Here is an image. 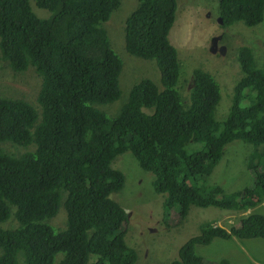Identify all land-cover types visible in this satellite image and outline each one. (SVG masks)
<instances>
[{
  "label": "trees",
  "instance_id": "1",
  "mask_svg": "<svg viewBox=\"0 0 264 264\" xmlns=\"http://www.w3.org/2000/svg\"><path fill=\"white\" fill-rule=\"evenodd\" d=\"M179 1L137 0L125 18L127 53L157 66L162 89L140 79L110 116L102 107L121 98L124 64L106 26L121 0H0L1 59L19 76L32 71L41 79L36 107L25 98L0 97V143L36 147L20 157L0 148V223L12 219L9 229L0 227V264H136L138 253L125 240L128 216L111 198L125 187L124 161L117 158L127 152L155 176L165 216L175 207L182 221L192 205L245 211L261 203L264 51L257 56L251 47L239 48L241 77L230 112L219 121L223 95L214 75L195 69L184 94L182 62L169 38ZM218 3L223 28L264 23V0ZM41 10L49 16L40 17ZM235 141L254 148L248 169L255 187L227 194L199 183ZM192 144L203 149L189 153ZM60 211L63 223L55 224ZM233 237L264 239V215L242 217L231 232L206 222L171 264H213L197 246Z\"/></svg>",
  "mask_w": 264,
  "mask_h": 264
},
{
  "label": "rangeland",
  "instance_id": "2",
  "mask_svg": "<svg viewBox=\"0 0 264 264\" xmlns=\"http://www.w3.org/2000/svg\"><path fill=\"white\" fill-rule=\"evenodd\" d=\"M121 2L122 8L106 26L112 46L124 64L120 76L122 96L118 101L103 106L110 115H115L125 104L131 88L140 82V79L150 78L162 89L161 75L157 66L152 61L133 57L126 51L124 20L137 6V0H121ZM39 12L42 15H39L40 17L49 16L47 11ZM220 19L218 0H180L176 22L169 38L178 50L182 62L181 82L184 83L185 95L188 93V82L195 69H203L216 77L223 95L216 117L222 121L230 112L235 81L237 77H241V67L237 58L238 50L240 47L248 46L253 48L255 55H262L264 23L254 27H246L243 23H237L223 28L220 25ZM219 36L221 38L217 42V47H213V39ZM15 88H19L20 92ZM40 89L41 79L39 77L32 71H27L23 76L16 75L1 60L0 53V97L16 99L14 97L19 96V98L27 99L36 107ZM5 144L14 143L1 142V150H3L1 146ZM202 149L201 144H192L187 151L193 153ZM252 149H254L253 146L248 143L232 142L226 146L224 157L212 174L199 183L208 188L220 186L227 194L244 188H254L255 174L248 169V158ZM10 150L14 151V149ZM117 159L124 161L125 166L122 172L126 176V184L121 192L112 195L111 198L118 202L129 215L126 242L138 253L136 264H171L178 259L180 248L190 238L200 233L201 225L205 222H221L223 228L230 229L232 226H238L241 218L248 214L264 215V197L256 208L247 212H238L228 208L221 210L214 207L192 206L184 223L178 226L175 223L172 227L166 228L163 222L168 216H165L163 205H159V198L164 201L165 195L154 191L152 182L155 176L140 168L131 152ZM63 212H59V217L55 218L53 223H63L65 217V212ZM11 220L0 223V227L9 229L6 225ZM227 220H232L233 223L228 225ZM152 222L161 226L152 230L153 228L149 226ZM197 252L213 264H218L223 259H228L232 264H264V239L215 238L209 245H198ZM61 256L60 254L59 259ZM92 258L93 261L96 259L95 256Z\"/></svg>",
  "mask_w": 264,
  "mask_h": 264
},
{
  "label": "clouds",
  "instance_id": "3",
  "mask_svg": "<svg viewBox=\"0 0 264 264\" xmlns=\"http://www.w3.org/2000/svg\"><path fill=\"white\" fill-rule=\"evenodd\" d=\"M222 19V18H221ZM220 22V21H219ZM222 23H223V20H222ZM222 23H220V25L221 26H223V24ZM125 31V30H124ZM220 36L219 37H215L214 39H213V41H212V43L214 44V46L213 47H217V42H218V40H220ZM214 40H216V42H214ZM213 51H214V49H213ZM2 60V59H1ZM4 62V61H3ZM7 65V64H6ZM7 67H9L8 65H7ZM9 69H11L10 67H9ZM12 70V69H11ZM13 71V70H12ZM14 72V71H13ZM15 73V72H14ZM16 75H19L18 73H15ZM11 88V87H10ZM15 89H17V91L18 92H20V89L19 88H15ZM132 89V88H131ZM122 96V95H121ZM4 98V97H3ZM14 98H16V99H18L19 98V96H17V97H14ZM11 99H13V98H11ZM124 105V104H123ZM111 106V105H110ZM122 106V105H121ZM109 107V106H108ZM103 108V107H102ZM104 109V108H103ZM105 111V110H104ZM106 112V111H105ZM145 112H150V111H148V110H145ZM110 115V114H109ZM110 116H113V115H110ZM6 142V141H5ZM7 142H9V141H7ZM2 148H3V150L5 151V152H7L8 154H10V155H13V156H16V157H20L19 155H21V154H26V153H29V152H34L35 150H36V147L35 146H31V147H29V148H26V149H23V148H21V147H19V145L17 146L16 144H5V145H2ZM10 149H14V151H12V150H10ZM22 156V155H21ZM120 161H121V159H120ZM120 161H119V165H120ZM124 166L125 165H121V169H123L124 170ZM114 195V194H113ZM161 195V194H160ZM166 198V197H165ZM165 200V199H164ZM118 203V202H117ZM163 203H164V201H163V199L162 198H159V205L161 206V205H163ZM192 206H196V205H192ZM192 206H190V209H191V207ZM196 207H199V206H196ZM210 207H214V206H209V207H200V208H210ZM214 208H218V209H221V210H225L227 207L225 206V205H221L220 207H214ZM190 209H189V211H187V215L185 216V218L182 220V221H180V218L177 216V210H178V207H175L174 209H172L170 212H169V214H171L170 216H168V219L170 218V220H169V222L168 223H166V228H170V227H172L173 225H175V223H177V226L178 225H180V224H182V223H184V221L188 218V216H189V213H190ZM251 209H254V208H251ZM125 210V209H124ZM230 210V209H229ZM250 210V209H249ZM249 210H245V211H238V212H247V211H249ZM126 211V210H125ZM235 211V210H234ZM126 214H127V216H128V222H129V215H128V213L126 212ZM248 215H250V214H248ZM248 215H246V216H248ZM228 217H230V216H228ZM245 217V216H244ZM230 218H233V217H230ZM238 221V220H237ZM236 221V222H237ZM128 222H127V224L126 225H128ZM208 222H212V225L214 226V227H218V228H221V229H225L226 231H228V232H231V228L233 227H231L230 229H226V228H223L222 227V225H221V222H217V221H208ZM171 223V224H170ZM206 223V222H205ZM205 223L204 224H202L201 225V228L205 225ZM226 223L228 224V225H231L233 222H232V220H227L226 221ZM239 225H240V223H239ZM238 225V226H239ZM149 226L150 227H152L153 229L152 230H154V229H156V228H158L157 226H161L160 224H156L155 222H152L151 224H149ZM238 226H235V227H238ZM201 228H200V233H201ZM125 230H126V228H125ZM200 233L198 234V235H200ZM126 235H127V230H126ZM198 235H196V236H198ZM191 239V238H190ZM189 239V240H190ZM125 240H126V237H125ZM188 240V241H189ZM90 264H92V263H90Z\"/></svg>",
  "mask_w": 264,
  "mask_h": 264
},
{
  "label": "water",
  "instance_id": "4",
  "mask_svg": "<svg viewBox=\"0 0 264 264\" xmlns=\"http://www.w3.org/2000/svg\"><path fill=\"white\" fill-rule=\"evenodd\" d=\"M220 23H222V19H220ZM214 42H216V40H214Z\"/></svg>",
  "mask_w": 264,
  "mask_h": 264
}]
</instances>
